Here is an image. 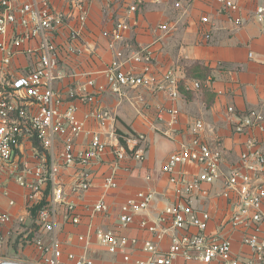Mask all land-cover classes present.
<instances>
[{
  "label": "crops",
  "instance_id": "1",
  "mask_svg": "<svg viewBox=\"0 0 264 264\" xmlns=\"http://www.w3.org/2000/svg\"><path fill=\"white\" fill-rule=\"evenodd\" d=\"M27 2L28 0H21ZM57 13L63 14L65 25L54 35L59 49L60 65L55 90L65 102L77 108V118L84 125V132L78 138L77 147L87 146L94 134H98L108 145L102 160L88 168L92 176V188L87 192H74L73 186L83 168L63 166L58 156L62 139L55 148V159L38 147V143L25 138L22 140L18 157L31 164L46 160L59 165L58 177L63 185L68 203L75 205V213L80 218L77 225L66 219L65 205L59 206L56 235L62 242V264H71L68 254L84 256L93 264H136L147 260L148 252L142 250L146 241L154 242L167 249L174 234L183 231L173 229V220L165 214L170 205L183 196L177 186L170 181L171 175L163 171L167 160L179 152L183 145L194 138L193 126L202 120L206 129L201 139L215 146H222V177L214 184H203L200 191L191 198V205L199 212H208L211 221L207 235L231 237L234 250L247 255L249 250L241 244L239 232L221 231V226L230 218L237 206V196L225 198L224 183L233 170L241 169V155L247 151V143L254 140L257 149L264 153L263 128L251 127L245 133H237L235 127L250 111H258L264 117V19L258 16V9L264 8V0H235L238 10L224 11L215 0H189L182 8L174 6V0H49ZM82 7V8H81ZM135 7V11H130ZM82 10L87 12L82 23ZM203 16L209 17L202 23ZM235 19V21H233ZM239 21L237 23V21ZM125 22L128 29L123 32V40L113 42L115 26ZM169 24L173 29L166 33L160 29ZM72 30L79 31V37L70 41ZM210 35L206 40L205 36ZM36 43L30 44V46ZM150 46L155 59L151 75L158 80L169 69H176L189 81H200L201 90H194L188 82L181 81L176 98L168 92H155L146 87L127 89L123 96H116L108 89L107 71L122 51L121 72L139 75L143 64L127 60L141 47ZM74 47L76 52H71ZM253 54V57H250ZM38 67L34 55L18 56L5 69L0 63V76L7 70L10 75L21 76ZM92 81V86L88 82ZM93 95L94 101L84 102V95ZM234 108V113L229 112ZM177 109L176 122L169 111ZM98 112H108L110 118L104 123L96 119ZM142 135L144 160H136L129 154L119 160L116 156L118 145H126L124 138ZM45 158V159H43ZM184 171L189 177L199 173L194 165L180 166L174 176ZM113 175L117 187L105 189L104 178ZM264 181V176L262 177ZM151 190L155 198L151 206L138 214L133 223L123 226L119 221L120 206L140 191ZM184 192V189L181 188ZM27 188L21 187L13 178L0 176V209L9 213L13 222L0 226V233L7 237L0 242V261L21 264H43L41 254L33 244L37 238L48 241L42 233L38 216L31 214L27 202ZM51 191L45 192V203ZM104 198L109 206L107 214H95L93 205ZM14 205H10V202ZM142 221L156 223L165 230L162 240L143 229ZM102 229L119 237L136 239L138 244L129 249L130 261L122 254H112L100 245L95 232ZM195 234V229H190ZM83 236L90 239L87 247L79 242ZM173 264H185L179 257ZM212 264H219L213 262Z\"/></svg>",
  "mask_w": 264,
  "mask_h": 264
},
{
  "label": "built area",
  "instance_id": "2",
  "mask_svg": "<svg viewBox=\"0 0 264 264\" xmlns=\"http://www.w3.org/2000/svg\"><path fill=\"white\" fill-rule=\"evenodd\" d=\"M189 0H174L177 9L182 3ZM160 2V0H155ZM221 9L230 13L236 12L238 6L235 0H215ZM82 8V7H81ZM131 7L130 11H135ZM260 19H264V8L257 11ZM87 12L82 10L80 21L83 23ZM235 21V19L233 20ZM237 21V20H236ZM202 23H208L209 17L203 16ZM239 21H237L238 23ZM63 14L52 8L49 0H0V63L7 68L18 56L34 55L38 59V67L21 76L10 75L7 70L0 76V176L7 175L13 178L21 187L27 188V202L30 208L45 203V192L51 191L49 200L38 210V222L42 233L48 241L37 238L33 244L41 254L43 264H62V242L56 235L58 224V207L65 205L66 219L73 225L80 222L75 213V205L68 203L64 196L63 185L59 181V165L46 160L31 164L23 162L18 157V150L22 140L28 138L38 143L51 159H55V146L62 139V147L58 154L63 166H77L83 168L79 179L73 186L74 192H87L92 186V174L88 170L94 163L102 160L108 150L106 142L98 134H94L87 146L77 147V140L84 132V125L77 118V108L64 101L55 90L54 83L58 79L60 65L59 49L53 40L56 32L64 26ZM128 29L125 22L115 26L112 33L113 42L123 40V32ZM160 29L166 33L172 26L163 24ZM79 37L78 30H72L70 41ZM206 40L210 35L205 36ZM36 45L30 46L32 43ZM71 52H76L74 47ZM253 57V54H250ZM124 53L118 51L116 58L107 71L108 89L118 97L123 96L125 90L146 87L155 92H168L176 98L179 94L181 81L188 82L194 90H201L200 81H189L176 69H169L162 80L151 75L155 59L154 51L150 46H142L139 51L132 54L127 60L143 64L139 75L121 72V59ZM264 63V60H263ZM4 83H3V82ZM94 83L88 82L89 86ZM82 100L87 103L94 101L93 95H84ZM234 113V108H229ZM176 122L179 111H169ZM96 119L104 123L110 118L108 112H98ZM263 115L258 111H250L242 117L235 127L237 133H245L248 128H263ZM206 129L202 120H197L193 126L194 138L191 143L183 145L181 150L173 154L165 163L163 171L171 175V183L177 186L178 193L183 196L180 200L165 210V214L173 220V229L183 231L182 235L174 234L167 249L160 245L146 241L142 250L148 252L147 260H138L136 264H173L182 257L185 264H264V153L257 149V143L250 140L247 151L241 155V169L233 170L225 179L222 195L230 198L237 196V206L230 218L221 226V231L239 232L241 244L249 250L247 255L239 254L234 250L233 241L222 232L207 235L211 215L208 212H199L191 205V196L201 190L203 184H214L221 180L222 146L217 141L215 146L204 142L201 133ZM126 145H118L116 156L119 160L127 154L136 160H144L142 135L121 137ZM45 159V158H43ZM194 165L199 173L189 177L184 171L178 177L174 176L178 167ZM105 189L117 187L113 175L104 178ZM184 189V192L181 191ZM155 198L151 190L140 191L134 197L120 206L119 221L123 226L133 223L135 217L147 210ZM14 205V202H10ZM92 211L95 214H107L109 206L104 198L98 200ZM13 222L12 216L0 209V226H7ZM140 226L148 232L155 234L157 240H162L165 230L159 229L156 223L142 221ZM190 229L196 233L191 234ZM7 235L9 233H6ZM6 234L0 233V242ZM97 242L104 246L109 253L122 254L126 262L130 261L128 250L138 244L136 239L119 237L113 232L98 229L95 232ZM79 242L87 247L90 239L80 236ZM71 264H93L91 259L74 254L67 255Z\"/></svg>",
  "mask_w": 264,
  "mask_h": 264
},
{
  "label": "trees",
  "instance_id": "3",
  "mask_svg": "<svg viewBox=\"0 0 264 264\" xmlns=\"http://www.w3.org/2000/svg\"><path fill=\"white\" fill-rule=\"evenodd\" d=\"M1 84H0V90H1ZM45 203H42V204H40V205H37V206H35V207H33L32 209H31V214L33 215V216H36L37 214H38V210L44 205Z\"/></svg>",
  "mask_w": 264,
  "mask_h": 264
},
{
  "label": "water",
  "instance_id": "4",
  "mask_svg": "<svg viewBox=\"0 0 264 264\" xmlns=\"http://www.w3.org/2000/svg\"><path fill=\"white\" fill-rule=\"evenodd\" d=\"M0 264H21L18 262H8V261H0Z\"/></svg>",
  "mask_w": 264,
  "mask_h": 264
},
{
  "label": "rangeland",
  "instance_id": "5",
  "mask_svg": "<svg viewBox=\"0 0 264 264\" xmlns=\"http://www.w3.org/2000/svg\"><path fill=\"white\" fill-rule=\"evenodd\" d=\"M2 82H3V81H2ZM3 83H4V82H3ZM0 84H1V83H0ZM37 145H38V147H39L40 149H42L41 146H40L39 144H37Z\"/></svg>",
  "mask_w": 264,
  "mask_h": 264
}]
</instances>
